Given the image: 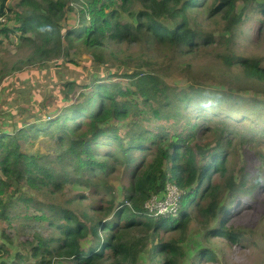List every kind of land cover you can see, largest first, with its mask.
Segmentation results:
<instances>
[{
    "label": "trees",
    "instance_id": "obj_1",
    "mask_svg": "<svg viewBox=\"0 0 264 264\" xmlns=\"http://www.w3.org/2000/svg\"><path fill=\"white\" fill-rule=\"evenodd\" d=\"M6 1L0 0V16L7 12L6 21L17 25L2 26L0 33L20 34V44L31 50L26 64L61 56L74 62L71 44L83 46L92 59L86 76L60 83L65 89L61 107L0 130V217L31 207L39 211L24 214L25 220L46 221L51 230L46 238L37 236L33 247L39 264H51L53 257L69 264H137L140 253H146L149 264H182L185 251L179 238L191 212L206 224L217 220L209 231L237 242L238 233L227 225L230 209L241 199L255 201L264 181L260 173L250 180L242 174L238 180L228 172L234 141L255 138L228 122L242 116L254 122L250 133L264 134V97L248 99L229 88L264 93V59L236 52L241 25L247 21L260 24L258 31L264 27V0H239L241 6L238 0H79L84 7L77 25H65L62 31L58 23L67 0H19L15 7ZM132 45L140 46L138 54L129 51ZM123 46L127 50L116 53ZM162 51L175 59L209 56L222 68L215 84L228 89L198 80L186 88L170 85L155 68ZM103 64L127 71L100 76ZM45 101L40 94L37 102ZM242 103L246 108L232 107ZM226 104L228 119L219 120L220 128L191 118L190 106L212 110ZM180 122L182 130L177 129ZM206 131L216 138L197 143L198 133ZM42 136L53 142L49 152L33 149ZM125 175L124 196L117 200L113 180L120 182ZM167 183L181 191L177 215H156L144 204L161 195ZM67 189L73 193L58 203H41L34 194L40 190L55 196ZM174 231L178 239H162Z\"/></svg>",
    "mask_w": 264,
    "mask_h": 264
},
{
    "label": "rangeland",
    "instance_id": "obj_2",
    "mask_svg": "<svg viewBox=\"0 0 264 264\" xmlns=\"http://www.w3.org/2000/svg\"><path fill=\"white\" fill-rule=\"evenodd\" d=\"M18 1L7 0L5 5L15 7ZM237 2L238 5H243L239 0ZM83 7V3L79 0H67L64 15L58 23L61 31L65 25H77ZM7 14L6 12L5 17ZM262 17V21H264V16ZM5 25L10 29L17 25V22L13 19L9 21L5 19L1 27ZM259 26L260 24H251L247 21L240 26L241 31L236 36L237 53L246 57L256 56L264 59V27L258 31ZM210 29H216V26L211 25ZM218 34L217 31L215 35ZM19 35L18 32L8 35L0 33V130L8 131L12 123L36 118L47 110L53 113L56 107L63 105L59 98L63 97L65 89L60 83L69 78L86 76L89 72V65L92 63L89 52L83 46L71 44L68 50L70 59L72 58L74 62L67 61V58L61 56L47 60L45 63H42V60L33 59L32 62L26 64L25 59L31 55V50L27 44H20ZM126 50L127 47L123 46L120 50H116V53L122 55ZM129 51L136 55L140 52V46L132 45L129 47ZM161 53L163 54L154 60L155 68L162 74V79L170 85L186 88L188 83H198L193 81L198 80L206 86L228 89L225 85L222 87L215 84L214 81L216 77L220 76L222 68L209 56H199L193 59V56L186 55L175 59L169 51ZM126 71V68L121 65L103 64L100 66L99 74L100 76L118 75ZM61 72H64V76L61 75ZM113 79L125 82V78L119 79L114 76ZM229 89L248 99L254 96L264 97V93L257 89L245 91ZM80 92L81 90H78L71 97L77 96ZM40 94H44L48 101L43 104L37 102ZM33 100L36 101L32 102ZM224 107L206 110L190 106L191 118L200 124L208 123L213 128H220L223 122L219 120L227 118L229 109L227 104ZM232 107L238 108L237 111H239L240 108H246V104H233ZM14 113H16L15 116ZM241 117L229 120L228 127L235 126L233 128L246 131L245 134L255 138H251L250 141L244 139L234 141L227 161L228 172L234 173L235 179L239 177L238 180L242 174L248 175L250 180L253 175L260 173L261 179L264 181V134L250 133L248 129L254 125V122ZM157 123L159 124V122ZM165 123L173 124V121ZM183 126L184 123L180 122L177 124V129L182 130ZM214 138L216 135L213 131H206L200 136L198 133L196 142L212 143ZM52 147L53 142L48 137L42 136L34 143L33 149L49 152ZM217 181L218 177H215L214 182ZM113 183L116 189V199L122 200L124 193L121 186L127 185L128 175L122 176L120 182L113 180ZM23 190L27 193L31 192L26 186L23 187ZM71 193L73 192L68 189L55 196L40 190L34 192L35 197L41 203L63 202ZM108 197L106 196V198ZM256 197L255 201L250 202L241 199L230 209L227 225L238 233L239 240L237 242L211 233L210 231L218 226L217 220L208 221L206 224L204 218L196 212H191L187 228L180 238L177 231H174L163 233L162 239L168 240L170 237L180 239L181 246L185 251L182 264H264V188L257 191ZM25 213L38 214L39 211L31 207ZM25 213L11 212L7 219L0 217V264H39V258L32 255L33 247L37 245V236L46 238L51 234V230L46 221L25 220ZM3 248L8 252L3 251ZM209 253H211L210 258H206ZM51 264H69V262L53 257ZM137 264H149L146 253L139 254Z\"/></svg>",
    "mask_w": 264,
    "mask_h": 264
},
{
    "label": "built area",
    "instance_id": "obj_3",
    "mask_svg": "<svg viewBox=\"0 0 264 264\" xmlns=\"http://www.w3.org/2000/svg\"><path fill=\"white\" fill-rule=\"evenodd\" d=\"M5 21V13L0 16V28ZM181 191L175 184L167 183L161 195L151 196L144 207L156 215H177Z\"/></svg>",
    "mask_w": 264,
    "mask_h": 264
}]
</instances>
